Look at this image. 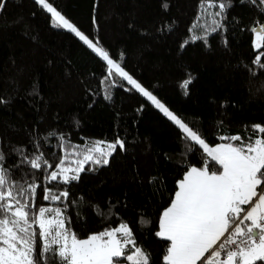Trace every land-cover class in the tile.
<instances>
[{
	"label": "trees",
	"instance_id": "16d2710c",
	"mask_svg": "<svg viewBox=\"0 0 264 264\" xmlns=\"http://www.w3.org/2000/svg\"><path fill=\"white\" fill-rule=\"evenodd\" d=\"M3 2L0 153L15 180L37 185L33 214L40 207L61 208L80 239L127 224L135 241L127 254L139 247L149 264H165L170 242L156 235L160 217L186 172L204 167L210 158L199 146L188 151L177 126L110 74L74 34L54 27L34 0ZM48 2L210 147L261 137L255 126H264V70L253 61L264 53V41L251 31L264 26L259 4L231 0L223 18H217L222 27L189 43L193 35H205L190 29L212 19L201 6L220 0ZM189 79L185 91L181 84ZM106 92L111 99L104 98ZM117 137L125 149L118 148L108 165L85 164L70 184L45 179L61 159L71 166L86 148ZM35 155L47 161L46 170L24 162ZM46 188L69 196L45 200ZM97 207L106 213L103 218Z\"/></svg>",
	"mask_w": 264,
	"mask_h": 264
},
{
	"label": "snow or ice",
	"instance_id": "6c2138e0",
	"mask_svg": "<svg viewBox=\"0 0 264 264\" xmlns=\"http://www.w3.org/2000/svg\"><path fill=\"white\" fill-rule=\"evenodd\" d=\"M35 2L51 14L54 26L67 29L79 37L107 62L110 74L114 70L116 76L127 81L178 126L188 151H195L199 146L210 158L205 160L204 167H191L186 172L178 182L171 205L160 217L156 235L170 242L164 256L165 264H197L205 253L214 248L203 264H264V126H255V131L262 135L254 142L223 143L210 147L197 131L182 122L133 79L110 58L107 51L78 31L48 0ZM247 2L264 8V0ZM4 7L3 0H0V9ZM163 7L167 9V3ZM201 7L212 19L206 26L196 24L190 29H200L205 35H193L189 43L206 39L207 35L222 27L217 18H223L231 7V0H220L219 3ZM209 8L216 11L210 12ZM251 31L257 34V39L264 41V35H261L264 26H253ZM253 64L264 70V53H258ZM190 83L191 79L184 81L181 88L186 91ZM104 98L111 99L110 93L106 92ZM230 139L240 141L241 137L232 136ZM118 148L125 149V142L119 137L104 146L97 142L83 151L82 159L74 162L77 165L75 168L65 167V160L61 159L56 166L59 171H52L45 179L70 184L79 179L85 164L108 165V158ZM4 159L0 153V264H125V261L149 264L148 255L139 247L134 248L133 255L127 254L128 246L135 243L127 224L80 239L71 231L70 220L61 208L40 207L38 213L33 214L32 201L37 185L35 182L15 180L10 169L3 165ZM24 162L35 170H46L48 167L41 155ZM68 196L67 191L56 194L49 188L44 193V199L53 202L61 198L66 200ZM94 210L102 218L106 214L98 207ZM34 225H38V229H34ZM117 233L120 235L117 236ZM222 256L226 258L222 259Z\"/></svg>",
	"mask_w": 264,
	"mask_h": 264
},
{
	"label": "rangeland",
	"instance_id": "374dc122",
	"mask_svg": "<svg viewBox=\"0 0 264 264\" xmlns=\"http://www.w3.org/2000/svg\"><path fill=\"white\" fill-rule=\"evenodd\" d=\"M35 1V0H34ZM41 7V6H40ZM45 11V10H44ZM46 12V11H45ZM47 13V12H46ZM49 16H50V19H51V14L50 13H47ZM51 22H52V25L54 26V21L51 19ZM54 27H56V26H54ZM56 28H59V29H62V30H64V31H68V32H71V31H69V30H67V29H64V28H60V27H56ZM72 33V32H71ZM72 34H74V33H72ZM75 35V34H74ZM76 36V35H75ZM77 37V36H76ZM78 39H79V37H77ZM80 40V39H79ZM81 41V40H80ZM83 44H84V42L83 41H81ZM86 45V44H85ZM87 46V45H86ZM88 47V46H87ZM90 49V48H89ZM91 50V49H90ZM92 51V50H91ZM93 52V51H92ZM94 53V52H93ZM99 57V56H98ZM100 58V57H99ZM100 59H102V58H100ZM104 61V60H103ZM105 63H106V65H107V62L106 61H104ZM115 63H118V62H116V61H114ZM108 68V67H107ZM109 71V70H108ZM112 73H114L115 74V72H114V70H113V72ZM118 77V76H117ZM118 78H120V77H118ZM121 80H122V78H120ZM124 83H126L127 84V86H129L131 89H133L134 91H136L137 93H139L136 89H134L131 85H129L128 83H127V81H124V80H122ZM142 86V85H141ZM143 87V86H142ZM146 89V88H145ZM147 90V89H146ZM148 91V90H147ZM150 92V91H149ZM140 94V93H139ZM141 95V94H140ZM144 97V96H143ZM146 100H147V98L146 97H144ZM156 110H158L159 112H160V110L159 109H157L156 107H155V105H153L152 103H151V101H149V100H147ZM162 103V102H161ZM162 115H163V113L162 112H160ZM167 118V117H166ZM168 119V118H167ZM169 120V119H168ZM170 121V120H169ZM172 122V121H171ZM173 123V122H172ZM174 124V123H173ZM175 125V124H174ZM176 126V125H175ZM178 127V126H177ZM101 143V146H104V145H106L107 143H102V142H100ZM216 147V146H215ZM77 165L74 163L73 165H71V166H65V167H71V168H75ZM57 172L59 171V169L57 168V170H56ZM72 174H74V173H69V175H72ZM247 207V206H246ZM51 208V207H50ZM49 218H51V217H49ZM38 226V225H37ZM120 234L119 233H117V236H119ZM161 238V237H160ZM163 239V238H162ZM129 246H133V245H129ZM134 254V250L132 251V252H130L129 253V255H133ZM207 258H205V260H206ZM127 262H129V263H131L130 261H127ZM199 264H203V262H200Z\"/></svg>",
	"mask_w": 264,
	"mask_h": 264
},
{
	"label": "built area",
	"instance_id": "2783aa9c",
	"mask_svg": "<svg viewBox=\"0 0 264 264\" xmlns=\"http://www.w3.org/2000/svg\"><path fill=\"white\" fill-rule=\"evenodd\" d=\"M259 7L261 8L262 11H264V8H262L260 5H259ZM213 250H215V248L212 249V250L210 251V253L206 256V258H208V257L211 256V252H212ZM221 258L224 259V258H226V257H223V256H222Z\"/></svg>",
	"mask_w": 264,
	"mask_h": 264
},
{
	"label": "crops",
	"instance_id": "0c3cea01",
	"mask_svg": "<svg viewBox=\"0 0 264 264\" xmlns=\"http://www.w3.org/2000/svg\"><path fill=\"white\" fill-rule=\"evenodd\" d=\"M211 250H209V252L205 253V256L202 258V260L201 261H197V264H199L200 262H203L205 260L206 256L210 253Z\"/></svg>",
	"mask_w": 264,
	"mask_h": 264
}]
</instances>
